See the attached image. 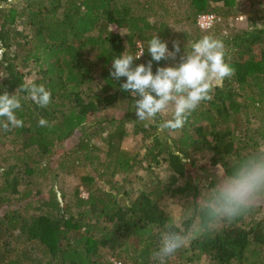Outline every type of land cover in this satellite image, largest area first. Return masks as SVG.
I'll list each match as a JSON object with an SVG mask.
<instances>
[{
  "label": "trees",
  "instance_id": "trees-1",
  "mask_svg": "<svg viewBox=\"0 0 264 264\" xmlns=\"http://www.w3.org/2000/svg\"><path fill=\"white\" fill-rule=\"evenodd\" d=\"M145 2L149 7L138 0H0V94L17 90L16 115L24 121L11 131L0 127V264H159L152 253L160 234L200 221L201 187L188 181L194 161L207 154L230 175L261 147L257 141L264 145V17L257 22L240 13L239 0ZM151 5L187 14L190 30L150 20ZM254 6L264 13V0ZM202 13L219 18L212 29L196 27ZM155 35L169 50L178 40L181 52L175 61H153V72L179 63L204 35L224 42L235 69L176 131L159 132L160 116L133 117L135 98L120 88L126 77L110 75L114 58L126 46L135 54L136 42L145 53L133 66L146 64ZM25 82L43 84L51 103L41 108L25 98L18 88ZM122 104L121 117L104 116ZM41 118L50 127H40ZM166 172L184 183L163 184ZM64 173L73 176L72 188L63 185ZM168 201L184 207L182 218ZM257 207L204 225L167 264H264V213L254 220L264 199Z\"/></svg>",
  "mask_w": 264,
  "mask_h": 264
},
{
  "label": "clouds",
  "instance_id": "clouds-1",
  "mask_svg": "<svg viewBox=\"0 0 264 264\" xmlns=\"http://www.w3.org/2000/svg\"><path fill=\"white\" fill-rule=\"evenodd\" d=\"M123 36L127 33L120 31ZM168 43L158 35L153 36L147 46L151 59L145 64L133 66L145 53L142 42L137 43L138 51L132 54L130 46L112 63L111 77L119 80L126 77L120 85L135 98L137 120L154 121L158 116L162 119L158 131H176L181 129L188 117L205 101L213 99L216 86L235 74L234 67L226 59L227 51L222 40L211 35H204L191 43V51L184 50L179 63L157 67L153 72V61H175L181 52L180 42ZM4 49L0 47V59ZM19 91L26 93L41 108L51 103V91L43 84L25 82L19 85ZM21 97L17 90L13 94L4 91L0 94V127L11 131L24 126V121L16 115L20 109ZM170 113V118L167 117ZM40 127H50L49 121L41 118ZM183 161L182 153H178ZM2 171V170H0ZM166 174L162 180L170 175ZM264 199V146L244 157L234 166L230 175H219L214 185L202 190L195 201V211L199 215V223L193 222L188 229L174 230L169 225L160 234L157 249L152 253L159 264H167V260L184 247L190 239L204 230V225H211L223 220L232 221L246 214L257 203ZM168 207L177 218H182L184 207L168 201Z\"/></svg>",
  "mask_w": 264,
  "mask_h": 264
},
{
  "label": "rangeland",
  "instance_id": "rangeland-1",
  "mask_svg": "<svg viewBox=\"0 0 264 264\" xmlns=\"http://www.w3.org/2000/svg\"><path fill=\"white\" fill-rule=\"evenodd\" d=\"M11 0H8V3ZM141 3H144L146 7H149V5L145 2V0H138ZM252 1H256V0H239L238 2V7L240 8V13H247L245 14L246 16H250L251 18H253L254 21L259 22L260 20H258L257 18H262L264 17V13H260L259 10L260 8L257 7H249V3ZM169 6V5H168ZM152 8V10H150L148 12L149 15V19H156L157 16V21L159 20H163L165 23H167L169 25V27L172 29V31H180V30H190V19L186 20V16L187 14L184 13H179L177 15H170L169 14H163L162 10H160V8L157 5H151L150 6ZM250 8V9H249ZM162 9V8H161ZM184 10H187L186 7H184ZM262 10V8H261ZM245 17V16H243ZM196 25V24H195ZM137 45V42H136ZM135 45V48L137 49V46ZM138 51V49H137ZM92 88L94 89V87L92 86ZM125 104H122L120 106H116L114 107L112 110L107 111L104 113V116H113L114 118H119L121 117L122 113H123V109L125 108ZM133 117H137L136 113L134 114ZM100 118H102V115H100ZM133 123V122H132ZM257 123H253V127H256ZM126 130L131 131V123L128 121L127 124L125 125ZM253 132V131H252ZM243 134V132L241 133V135ZM257 137H254V139H256ZM243 140V139H242ZM245 141V140H243ZM260 146H264L263 143H261L260 141H257ZM208 155L207 154H203L202 158L194 161V165L191 168V170L189 171V177L191 178L188 181L192 182V185L194 186H199L201 187V191L204 190L205 187L209 186V180L212 181V185H214L216 183V181L219 179V175L223 174L224 175V170L221 167V164H216L214 166H212L209 163L208 160ZM142 174V172H140V175ZM169 174V172H166L164 174H161V179L164 175ZM173 175L170 174L168 176V178L166 180H162V183L165 185H168L169 183L174 184V186L172 188H174L176 185H182L184 182L183 180H177V178L175 177V179H173L172 177ZM62 180H63V185L66 188H72L75 185L73 176L71 174L68 173H64L62 176ZM209 179V180H207ZM56 185V184H55ZM54 185V186H55ZM53 186V187H54ZM47 187L44 188L43 192L47 191ZM59 190V189H58ZM199 192V193H200ZM57 196L59 195L58 193H56ZM87 194L86 193H81V198H86ZM185 200V198H184ZM191 195H189V197L185 200L188 202H191ZM260 202L257 203L255 207H259ZM257 207V208H258ZM264 213V209H262V211H257L256 215L254 216V220H256L259 216H261ZM14 252L8 256V259L13 256ZM119 264V263H117Z\"/></svg>",
  "mask_w": 264,
  "mask_h": 264
},
{
  "label": "built area",
  "instance_id": "built-area-1",
  "mask_svg": "<svg viewBox=\"0 0 264 264\" xmlns=\"http://www.w3.org/2000/svg\"><path fill=\"white\" fill-rule=\"evenodd\" d=\"M219 18L213 14L202 13L196 17V27L201 31L212 29L218 22Z\"/></svg>",
  "mask_w": 264,
  "mask_h": 264
}]
</instances>
